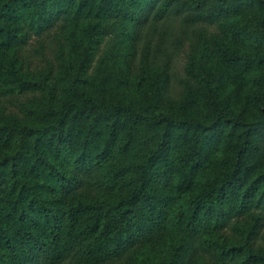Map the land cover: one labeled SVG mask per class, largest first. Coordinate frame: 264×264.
<instances>
[{
    "label": "trees",
    "instance_id": "16d2710c",
    "mask_svg": "<svg viewBox=\"0 0 264 264\" xmlns=\"http://www.w3.org/2000/svg\"><path fill=\"white\" fill-rule=\"evenodd\" d=\"M0 264H264V0H0Z\"/></svg>",
    "mask_w": 264,
    "mask_h": 264
},
{
    "label": "rangeland",
    "instance_id": "374dc122",
    "mask_svg": "<svg viewBox=\"0 0 264 264\" xmlns=\"http://www.w3.org/2000/svg\"><path fill=\"white\" fill-rule=\"evenodd\" d=\"M57 48L55 34L52 33L44 38H34L30 41V44L25 48L23 56L26 58V63L31 67H29L32 71L44 70L55 64V51ZM184 58V56L182 57ZM184 60V59H183ZM182 60V61H183ZM180 69L182 66V62L179 63ZM28 95L27 97H29ZM27 97H20L19 100H25ZM17 103V100H13L12 102H6L9 110L14 111V104Z\"/></svg>",
    "mask_w": 264,
    "mask_h": 264
}]
</instances>
